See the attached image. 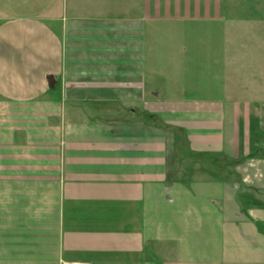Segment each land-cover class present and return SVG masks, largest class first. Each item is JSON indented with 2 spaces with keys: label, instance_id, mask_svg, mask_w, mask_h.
Instances as JSON below:
<instances>
[{
  "label": "crops",
  "instance_id": "0c3cea01",
  "mask_svg": "<svg viewBox=\"0 0 264 264\" xmlns=\"http://www.w3.org/2000/svg\"><path fill=\"white\" fill-rule=\"evenodd\" d=\"M222 12L0 0V264H264V46Z\"/></svg>",
  "mask_w": 264,
  "mask_h": 264
},
{
  "label": "rangeland",
  "instance_id": "374dc122",
  "mask_svg": "<svg viewBox=\"0 0 264 264\" xmlns=\"http://www.w3.org/2000/svg\"><path fill=\"white\" fill-rule=\"evenodd\" d=\"M210 4H218V8H224V22L228 25L217 26H206L207 30H214L217 33L223 32L228 33V30L232 29L231 20L234 19L235 24L238 26L234 27L238 30L241 35H253L261 39L260 44L264 46V0H207ZM238 9L234 10L233 9ZM220 16V12H217ZM236 18V19H235ZM238 20V22H237ZM234 24V25H235ZM257 24V25H255ZM177 25V29H180ZM182 30H195L199 29L198 26H185L181 28ZM227 30V31H226ZM242 38V37H241ZM259 45V44H257Z\"/></svg>",
  "mask_w": 264,
  "mask_h": 264
}]
</instances>
